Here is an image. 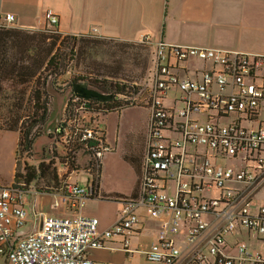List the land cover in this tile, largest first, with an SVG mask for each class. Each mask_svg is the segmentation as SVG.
Instances as JSON below:
<instances>
[{"label": "built area", "instance_id": "1", "mask_svg": "<svg viewBox=\"0 0 264 264\" xmlns=\"http://www.w3.org/2000/svg\"><path fill=\"white\" fill-rule=\"evenodd\" d=\"M44 17L47 27L57 28L52 9ZM15 19L0 12V27H13ZM91 33L97 34L96 28ZM140 41L152 43L148 35ZM190 58L211 60L213 67L185 76L183 63ZM153 64L137 195L123 200L118 218L103 230L96 216L49 214L40 229L17 236L28 215L25 183L0 185V255L8 264H94L86 252L113 235H123L124 249L132 252L130 235L140 206L153 217L164 216L145 250L149 261L264 264V250L252 249L243 239L235 242V252L226 251L233 232L256 231L264 238V199L259 196L264 188V54L161 40L153 47ZM172 88L177 89L175 104L168 106L164 100ZM70 97L54 145L63 147L59 161L68 169L80 150H74L75 143L82 144L88 156L84 170L90 174L94 162L101 163L112 150L102 119L107 102ZM65 189L62 202L73 200L79 208L95 192L89 179L85 185L68 181Z\"/></svg>", "mask_w": 264, "mask_h": 264}, {"label": "crops", "instance_id": "2", "mask_svg": "<svg viewBox=\"0 0 264 264\" xmlns=\"http://www.w3.org/2000/svg\"><path fill=\"white\" fill-rule=\"evenodd\" d=\"M49 8L58 16L57 30L62 34H89L96 28L98 35L122 41H140L143 35H148L152 47L164 40L174 44L264 54V0H0V12L14 14L16 19L13 27L25 29L45 28L47 22L44 15ZM183 65L186 66L185 72H181L185 76L194 77L196 68H211L213 62L190 58ZM173 89L177 93V89ZM171 97L169 92L165 100ZM148 118L142 131H139L143 133L141 135H147ZM104 126L106 140L114 146L118 136L108 133L106 123ZM139 132L135 133L137 137ZM19 136L17 130L0 128V185H11L15 181ZM133 146H136V142ZM105 158L104 155L101 159V169ZM135 175V185L128 192L105 187L99 181L98 191L83 198L81 208L73 205V200L62 202L60 194H54L51 208H63H58V211L43 210L38 199L26 190L24 205L28 215L16 235L25 236L37 231L41 227L42 218L51 213L58 216H96L100 221V230L107 228L118 218L123 200L137 195L140 174L135 171ZM73 177L71 175L70 180ZM259 196L264 199V188ZM136 212L139 221L130 235L133 251L124 249L123 235H113L103 239L102 247L86 252L94 264H157L146 258L145 250L156 239L164 216L153 217L144 206H140ZM244 233L250 234L247 230L228 234L227 252H235V248L229 247L230 242L233 240L235 245ZM1 259L6 260L0 255Z\"/></svg>", "mask_w": 264, "mask_h": 264}, {"label": "rangeland", "instance_id": "3", "mask_svg": "<svg viewBox=\"0 0 264 264\" xmlns=\"http://www.w3.org/2000/svg\"><path fill=\"white\" fill-rule=\"evenodd\" d=\"M47 28L46 26L45 28L28 29L29 32L39 31L49 49L53 47L54 51H56L57 46L62 47L61 52L65 57L66 72L56 79H53L49 75L50 71H44L42 76L48 79L46 83L47 90L50 88L63 92L74 83H80L102 92L94 84V82H98L100 85H106L107 92H118L116 84L119 86L124 85V91H121V93H124V96L113 103L119 107L113 110L114 112L105 114L102 117L103 123H106L108 133H114L118 138L114 146L108 142L109 140L107 141L111 145L112 150L105 154L106 158L102 165L99 181L105 187L128 192L135 185L136 175L135 170L124 158V155L125 153L131 155L136 151L142 155L144 151L146 136L141 135L142 132L139 131H142V128L146 124L147 116L149 117L146 97L148 88L152 84L153 47L151 48L149 43L143 41L125 42L92 34H85L84 38L80 37L76 40L67 39L66 37L63 38L64 35L60 34V39L55 45L53 42L57 41L55 38H57L58 34ZM74 41L76 46L85 41L90 44L102 43L105 47L103 48L102 46V51L97 50V52L92 54V57L85 54V61L83 62L81 59L77 60L76 57L71 55L69 48H65L66 43L70 42L73 44ZM116 50L126 51L128 53L123 54L122 52H118L117 56H112L111 53ZM130 55L136 58L131 59ZM76 79L77 81L73 82ZM42 80V78L40 80L34 78L26 83L19 82V79L12 80L9 77L0 80L1 128H8L15 119L18 120V126L23 122L25 125L33 121L32 94L38 85H42ZM170 93L172 97L166 99L164 102L168 106L175 104L174 95L176 90L172 88ZM19 96L24 97L23 99H19ZM63 100L62 95H57L53 98L51 94L47 104L50 109L49 115L52 108L53 115L61 110ZM123 109L125 110L119 114ZM116 130L119 131L117 132ZM17 131L19 130L17 129ZM137 132L140 134L138 137L135 134ZM135 137H137L136 140H134ZM46 141V136L39 138L34 148L39 151ZM135 142L136 146H133ZM52 145H54V142L46 144L42 153L33 151L32 155L27 153L18 154L16 152V160L20 163L22 172L25 171L24 164L26 162L36 168L42 161L45 165H49L48 171L28 184L26 190L32 193L33 198L38 199V202L43 206V210L58 211V208L63 207L57 206L51 208L54 199L52 195L66 193V183L70 180V176H74L70 181L85 185L87 183L86 180H91L93 175L84 170L87 166V151L80 149L76 154V164L66 169L59 161V156L64 154L63 147L57 145L56 149ZM56 153L58 159L54 164H51L50 158ZM53 168L57 175L56 180L52 179ZM72 170L77 171L73 172ZM21 181L23 180L21 179ZM180 228V235L183 236L186 228L183 225ZM237 235L239 236L240 234L238 233ZM240 238L245 240L254 250H264V238H260L256 231H251L249 235L244 233V236L241 235ZM233 243L232 240L229 247L234 249L235 246ZM0 264H8V262L5 259H1Z\"/></svg>", "mask_w": 264, "mask_h": 264}, {"label": "trees", "instance_id": "4", "mask_svg": "<svg viewBox=\"0 0 264 264\" xmlns=\"http://www.w3.org/2000/svg\"><path fill=\"white\" fill-rule=\"evenodd\" d=\"M49 28V27H48ZM47 28V29H48ZM50 31H55L58 36L55 38L57 41L53 42L55 45L58 43L60 39V34L57 28H49ZM92 34V33H89ZM63 38L67 39H78L84 38L85 34H63ZM95 36H100L103 38H108L105 36H101L98 34H92ZM114 39V38H109ZM118 40V39H115ZM122 41V40H121ZM129 42V41H125ZM45 40L40 35L39 31L29 32L28 29L19 28V27H0V80L5 79L6 77L12 78V80H18L19 82L26 83L31 79L37 78L40 80L42 78V85H38L32 94V108H33V121L28 124L21 123L18 126V120L12 122L8 126V128L2 127L8 130H19V142L17 146V153H27L31 154L33 152V142L36 137L42 134L43 126L46 120L49 117L48 108V98L51 94L47 90V78H44L42 75L44 71H50V74L53 79L61 76L66 72V64L64 62V55L61 52L62 47L57 46L56 51L54 48H50L46 46ZM152 48V44H149ZM105 47L100 44H90L88 42L83 41L79 45L76 46L75 41L73 44L70 42L66 43L65 48L71 51V55L76 57L77 60L81 59V61H85V54L89 57H92V54L97 52V50L102 51ZM118 52H122L126 54V51H113L111 53L112 56H117ZM131 59H135L136 57L131 56ZM154 65V64H153ZM77 81L73 80V82ZM106 81V80H105ZM94 84L105 94H112L113 98L110 100H106L107 102V113L117 109L119 106L115 103V101L120 100V98H116L115 92H107L106 85H100L98 82H94ZM71 85V84H70ZM117 91L121 93L124 91V85L116 84ZM75 94V93H73ZM124 96V93H121ZM24 96H19V99H23ZM116 98V99H115ZM70 99L65 109V113L68 111L70 106ZM95 99V98H94ZM104 101V100H102ZM18 126V127H17ZM1 128V127H0ZM146 143V140H145ZM74 150L82 149V144L75 143ZM145 148V147H144ZM136 151V150H133ZM144 154V151H143ZM143 154L140 155L137 151L131 155L125 153L124 158L133 166L135 171L140 174L141 163ZM74 156V154H72ZM52 164V161H50ZM74 166V164H72ZM25 171H21L20 163L17 161L16 172H15V181L13 183H18L21 179L24 181L26 186L30 184L32 181L42 176L49 169V165H45L42 161L39 163L38 167L30 166L27 162L24 164ZM91 170L89 172L93 175L92 184L95 187V191H98L99 188V180H100V172H101V163L94 162L93 166L90 167ZM52 179H57V175L55 174L54 168L52 171ZM122 196L120 194H114V196ZM134 195V194H133ZM124 197V196H123Z\"/></svg>", "mask_w": 264, "mask_h": 264}, {"label": "water", "instance_id": "5", "mask_svg": "<svg viewBox=\"0 0 264 264\" xmlns=\"http://www.w3.org/2000/svg\"><path fill=\"white\" fill-rule=\"evenodd\" d=\"M48 90L52 94L53 98H55L57 95H62V98H64V100L61 103L62 104L61 110L57 111V113L55 115H53V113H52L53 112V108H52L51 113H50L48 119L46 120V122L43 126L42 134L39 135L38 137H36L34 142H33V151L40 152V153H42L44 151V147L46 144L54 142L56 128L62 120V116L64 115V111H65L66 106L68 104L69 98L73 93L78 94V95L85 97V98H95V99L104 100V101L110 100L111 98H113L112 94L102 93V92H100L94 88H90V87H88L84 84H80V83H74L72 86H70L67 90H65L63 92H60V91L55 90V89H50V88ZM53 106H54V104H53ZM43 136L47 137V141L42 146V148L39 151H37L34 148V145L37 142V140L39 138H42ZM48 153L50 154V152H48Z\"/></svg>", "mask_w": 264, "mask_h": 264}, {"label": "flooded vegetation", "instance_id": "6", "mask_svg": "<svg viewBox=\"0 0 264 264\" xmlns=\"http://www.w3.org/2000/svg\"><path fill=\"white\" fill-rule=\"evenodd\" d=\"M115 96H116V98H121V97H123V95H121L120 92H115ZM116 98H115V99H116ZM53 146L57 149L56 145H52V147H53ZM56 157H57V153H56L55 155H53V156L50 158V161H52L53 164L56 162Z\"/></svg>", "mask_w": 264, "mask_h": 264}]
</instances>
